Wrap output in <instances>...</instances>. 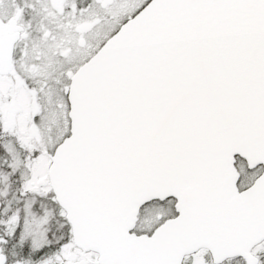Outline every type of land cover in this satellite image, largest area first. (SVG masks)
Here are the masks:
<instances>
[{"label":"snow or ice","instance_id":"obj_1","mask_svg":"<svg viewBox=\"0 0 264 264\" xmlns=\"http://www.w3.org/2000/svg\"><path fill=\"white\" fill-rule=\"evenodd\" d=\"M0 264H264V0H0Z\"/></svg>","mask_w":264,"mask_h":264}]
</instances>
